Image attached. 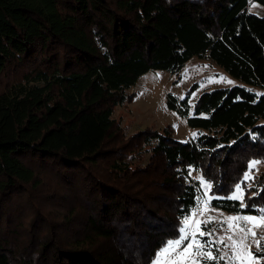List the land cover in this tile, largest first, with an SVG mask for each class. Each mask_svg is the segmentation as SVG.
Returning a JSON list of instances; mask_svg holds the SVG:
<instances>
[{
	"label": "trees",
	"instance_id": "1",
	"mask_svg": "<svg viewBox=\"0 0 264 264\" xmlns=\"http://www.w3.org/2000/svg\"><path fill=\"white\" fill-rule=\"evenodd\" d=\"M249 1L0 0V264H151L195 206L192 166L212 182L213 206L264 207V169L245 190L249 207L227 199L264 158V96L249 87H264V16ZM195 56L243 82L203 91L194 108L169 94L201 135L181 140L170 125L128 134L114 116L127 89ZM44 170L82 185L77 243L32 230L25 246L17 222L5 225L15 219L6 201Z\"/></svg>",
	"mask_w": 264,
	"mask_h": 264
},
{
	"label": "rangeland",
	"instance_id": "2",
	"mask_svg": "<svg viewBox=\"0 0 264 264\" xmlns=\"http://www.w3.org/2000/svg\"><path fill=\"white\" fill-rule=\"evenodd\" d=\"M248 7L251 11L264 16V6L256 0H250ZM221 76L227 79L221 80ZM228 80L233 83H228ZM242 83L239 78L232 75L209 56H195L189 59L176 72L150 69L143 73L136 83L127 89L128 94L132 97H128L123 103L115 107L114 116L121 121V125L125 127L128 134L147 127H155L164 131L165 127L170 125L177 138L188 140L193 138L191 133H197L198 128L189 126L186 117L168 106L169 94H173L179 99L188 95L192 107L205 90ZM249 87L258 93L264 92V87L254 85H249ZM193 93H195V96H193ZM252 160L262 161L252 170L253 175L256 176L264 169V158H252L250 161ZM189 172L192 179L198 181L200 193L205 192L202 187L203 183L212 184L193 166L190 167ZM199 177H202L203 180L198 179ZM62 181L53 172L40 171L39 185L29 186L21 197L14 199V196H12L10 202L6 201V207L12 209L11 213L13 212V216H10V219H15L5 225L9 224V227L12 228L14 223L17 222L15 228L19 230L18 233L26 236L25 240H23L25 246L31 244L32 230L36 231L35 233L43 231V238L53 236L62 243H77L76 239L82 234V228L79 227L83 226L85 219L84 211L81 207L84 205L83 201L86 195L81 183L75 185L66 180V183ZM248 183H251V181ZM211 190H207V197H215ZM245 194L246 191L244 199ZM1 198L2 196L0 197V206H3L4 202H2ZM207 207L215 210L208 211L204 216L199 217L200 219H206L211 216L223 220L224 217L232 215L257 214L224 210L213 206L212 200H210ZM16 212L19 213V216L16 215ZM36 217L40 219H38L39 225L35 227ZM211 227L219 229L220 225L213 223ZM253 231L256 236H249L248 243L251 245L252 251L255 252V240H260L261 247L264 248V240L260 239L264 237V224L253 228ZM217 234L222 235L223 231H218ZM204 239L207 238L205 237ZM221 264H224V262L221 261Z\"/></svg>",
	"mask_w": 264,
	"mask_h": 264
},
{
	"label": "snow or ice",
	"instance_id": "3",
	"mask_svg": "<svg viewBox=\"0 0 264 264\" xmlns=\"http://www.w3.org/2000/svg\"><path fill=\"white\" fill-rule=\"evenodd\" d=\"M220 79L226 80L227 78L221 76ZM227 82L233 83L230 80ZM257 95L264 96V93H257ZM193 96H195V93H193ZM189 103L191 104V102ZM192 107L195 106L192 105ZM198 135L201 134L191 133L193 138ZM260 163H262L260 160L249 162V170L243 173L242 180L234 185L231 195L227 197L229 200L239 201L241 209L249 207L245 202L244 193L247 188L252 187L248 183L256 179L252 170ZM198 179L203 180L202 177ZM202 187L205 192L200 193V190L197 189L200 194L196 197L195 206L182 217L178 234L162 243L161 247L155 252L151 264H221V261L224 264H262L264 248L261 247L260 240L254 241L256 251L253 252L251 245L248 243V237H255L256 233L253 228L264 224V207L259 208L256 215H232L224 217L223 220L211 216L200 219L199 217L204 216L208 211L215 210L210 209L207 205L210 200L216 199V197H207V190L213 187L211 183H203ZM258 194L253 193V195ZM213 223L219 224L220 228L211 227ZM221 230L223 234L218 235V231ZM205 237L207 239H204ZM260 239L264 240V237Z\"/></svg>",
	"mask_w": 264,
	"mask_h": 264
}]
</instances>
